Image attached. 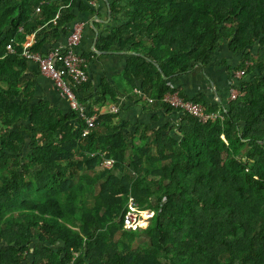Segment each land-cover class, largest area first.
Returning <instances> with one entry per match:
<instances>
[{"label":"trees","instance_id":"1","mask_svg":"<svg viewBox=\"0 0 264 264\" xmlns=\"http://www.w3.org/2000/svg\"><path fill=\"white\" fill-rule=\"evenodd\" d=\"M75 5L92 15L86 0H0V264H264V0L111 1L123 21L96 49L124 50L127 82H140L148 106L168 120L153 139L144 130L141 145L139 130L116 125L118 113L82 137L76 113L20 85L17 67L28 62L6 45L19 53L55 18L57 28L69 24L65 39L79 22ZM222 44L239 61L227 66L228 80L242 71L233 84L243 96L212 103L171 88ZM168 92L223 119L175 111L162 102ZM111 102L117 95L103 82L95 104ZM129 199L154 213L146 229H123ZM131 235L147 240L134 246Z\"/></svg>","mask_w":264,"mask_h":264},{"label":"crops","instance_id":"2","mask_svg":"<svg viewBox=\"0 0 264 264\" xmlns=\"http://www.w3.org/2000/svg\"><path fill=\"white\" fill-rule=\"evenodd\" d=\"M111 1L103 0V4L102 1L99 3L97 11L92 13V15L96 14L94 19L88 11L81 10L78 5H75L71 10L75 17L74 21H88L78 47L80 53L89 57L86 69L90 76V87L86 90L84 98L88 103L92 102L91 108L96 110L99 117L114 114L109 111L113 106H117L118 111L116 113H118L119 121L116 125L118 127L123 125L130 132L139 130L134 141L140 143L143 132L149 131L147 137L153 139L154 136L150 132L165 126L168 120L161 112L152 110L151 106H148L144 100L133 93L134 90L141 91L140 82L135 83L137 88H132L127 82L125 78L127 55L124 50H121L117 45L111 47L109 52H98L96 49L97 41L104 38L108 32L118 27L123 21L122 13L111 12ZM56 20L57 18L48 22L44 27L40 26L35 31L30 32L22 45L27 44L32 47L41 43L43 50L62 45L65 42L64 31L69 24L57 28L55 26ZM237 62L238 59L230 54L226 46L222 44L218 46L209 65L205 67L195 66L187 74L170 79L168 84L171 88L180 89L190 96L202 94L212 103L226 101L231 83L228 80L227 66L232 69ZM17 70L21 72L20 85L22 89L27 88L33 94L35 101L44 100L63 113L70 112L66 99L57 93L52 83L39 73L34 64L25 63L18 66ZM103 82L111 85L112 90L117 95V102L107 103L103 106L95 104ZM135 97L137 103H135ZM106 125L114 127L115 124L111 122Z\"/></svg>","mask_w":264,"mask_h":264},{"label":"built area","instance_id":"3","mask_svg":"<svg viewBox=\"0 0 264 264\" xmlns=\"http://www.w3.org/2000/svg\"><path fill=\"white\" fill-rule=\"evenodd\" d=\"M86 2L93 11H97L101 0H86ZM35 12L39 13L40 8H36ZM92 17L93 19L96 18V14H93ZM87 25L88 21L74 23L65 38V42L62 45L51 48L44 54L31 51L30 45L27 44L22 45L19 53L12 47L11 43L6 45L7 54L20 56L26 62L34 64L39 73L52 83L57 93L66 99L70 111L76 113L78 119L84 125L82 137H86L91 130L96 128L99 118L96 110H89V104L84 98L85 91L83 88L90 81V76L86 69L88 59L78 51V47L84 28ZM242 75L241 71L234 72L226 100L228 103L243 96L244 93L235 88L233 84ZM133 93L147 104L151 105L153 103V100L145 97L141 91L134 90ZM162 102L171 109L187 114L201 123L223 119L219 111L206 112L201 104L184 99L178 92L166 93L162 98ZM117 111L118 107L113 106L109 112L116 113ZM102 166L110 168L112 161L105 160ZM153 215V212L140 210L133 199H129L127 212L122 221L123 229L126 231L146 229ZM73 261L74 259L68 264H73Z\"/></svg>","mask_w":264,"mask_h":264},{"label":"rangeland","instance_id":"4","mask_svg":"<svg viewBox=\"0 0 264 264\" xmlns=\"http://www.w3.org/2000/svg\"><path fill=\"white\" fill-rule=\"evenodd\" d=\"M253 53L255 54L256 52H255V50L253 51ZM239 64V61L237 62V65ZM237 71H241V70H237ZM242 72V71H241ZM143 142H140V143H136V145H141ZM28 160V159H27ZM152 204H153V202H152ZM138 231V230H137ZM136 231V232H137ZM130 233H134V232H130ZM131 237H135V239L137 240L136 241V243H134V246L137 244V242L138 241H141V240H147V238L146 237H144V236H139V235H131Z\"/></svg>","mask_w":264,"mask_h":264}]
</instances>
